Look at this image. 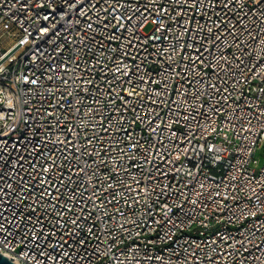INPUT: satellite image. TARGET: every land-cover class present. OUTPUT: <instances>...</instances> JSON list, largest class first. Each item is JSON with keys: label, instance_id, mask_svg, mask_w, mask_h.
Listing matches in <instances>:
<instances>
[{"label": "built area", "instance_id": "obj_1", "mask_svg": "<svg viewBox=\"0 0 264 264\" xmlns=\"http://www.w3.org/2000/svg\"><path fill=\"white\" fill-rule=\"evenodd\" d=\"M0 253L264 264V0H0Z\"/></svg>", "mask_w": 264, "mask_h": 264}, {"label": "water", "instance_id": "obj_2", "mask_svg": "<svg viewBox=\"0 0 264 264\" xmlns=\"http://www.w3.org/2000/svg\"><path fill=\"white\" fill-rule=\"evenodd\" d=\"M0 264H15L11 260H9L6 256L0 253Z\"/></svg>", "mask_w": 264, "mask_h": 264}, {"label": "rangeland", "instance_id": "obj_3", "mask_svg": "<svg viewBox=\"0 0 264 264\" xmlns=\"http://www.w3.org/2000/svg\"><path fill=\"white\" fill-rule=\"evenodd\" d=\"M149 30H150V28L147 29V32H148ZM257 158H258V159H261V152L258 153Z\"/></svg>", "mask_w": 264, "mask_h": 264}]
</instances>
